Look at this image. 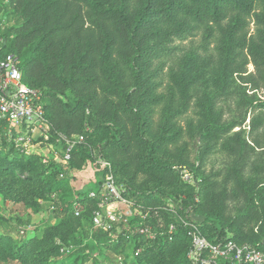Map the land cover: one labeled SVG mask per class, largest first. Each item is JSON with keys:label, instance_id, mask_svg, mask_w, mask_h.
I'll list each match as a JSON object with an SVG mask.
<instances>
[{"label": "trees", "instance_id": "obj_1", "mask_svg": "<svg viewBox=\"0 0 264 264\" xmlns=\"http://www.w3.org/2000/svg\"><path fill=\"white\" fill-rule=\"evenodd\" d=\"M0 14L3 49L17 54L23 82L43 93L47 142L61 151L60 136H83L66 165L19 154L0 136V175L25 184L26 206L39 212L37 200H47L48 219L59 218L41 237L19 241L13 235L23 223L0 215V259L87 264L100 254L115 264L128 243L123 264H193L188 228L177 224L172 241L147 236L160 196L201 216L211 243L264 251V0H0ZM196 36V49L176 44ZM192 134L202 156L228 159L222 172L205 176L187 163L182 140ZM98 160L149 211L140 227L92 229L98 199L88 193L102 173L75 192L69 183L74 170L88 161L95 171ZM176 166L199 174L198 190L180 181ZM75 228L77 240L62 236Z\"/></svg>", "mask_w": 264, "mask_h": 264}, {"label": "built area", "instance_id": "obj_2", "mask_svg": "<svg viewBox=\"0 0 264 264\" xmlns=\"http://www.w3.org/2000/svg\"><path fill=\"white\" fill-rule=\"evenodd\" d=\"M5 22H0V31ZM43 93L38 88L25 84L19 66V58L14 52L3 49V39L0 37V136L10 142L19 153L29 155L40 154L43 162L55 161L66 165L70 159V153L83 140L82 135L65 138L60 136L63 142L61 151L48 143L49 124L45 116L43 105ZM61 152V154H59ZM96 171H100L101 184L97 191H90L88 197L97 198L98 204L92 211V229L106 232L118 223L127 221V217L134 213L136 206L124 195V190L119 187L111 171V165L104 160L96 162ZM185 181L192 179L189 169L181 166L173 167ZM79 199H75L72 209L74 216H79L82 206ZM123 208H126L123 210ZM181 224L188 228L190 246L187 256L193 264H264V251H261L248 243L238 244L233 240L219 243H211L202 235L198 226L189 221L182 220ZM138 224L136 227H140ZM137 229V228H136ZM150 229V228H149ZM147 230V229H146ZM144 228L136 230L142 233ZM176 231V225L170 224L168 239ZM21 230L20 233H23ZM150 239L162 237V233L147 230ZM63 251V248L60 249ZM139 252V249L135 252ZM115 264H123V258L117 257Z\"/></svg>", "mask_w": 264, "mask_h": 264}, {"label": "rangeland", "instance_id": "obj_3", "mask_svg": "<svg viewBox=\"0 0 264 264\" xmlns=\"http://www.w3.org/2000/svg\"><path fill=\"white\" fill-rule=\"evenodd\" d=\"M176 44L179 45L181 49L190 51L200 47L202 42L200 37L196 36L182 41H177ZM167 62L170 61L167 60ZM248 70H252L251 65L248 66ZM182 141L185 142L182 147L185 153L188 154L187 163L193 164L194 168L199 166L200 171L203 172L205 176L216 172H222L226 167L228 159L221 153L217 152L208 154L207 156H202L201 143L197 134L184 136ZM189 171L192 174V179L190 181H185L179 177L180 181L185 185L194 186L195 189L198 190L200 187L201 177L194 171L190 169ZM98 173H100V171H98ZM96 174L97 171H94L88 161H86L80 169L73 171V178H71L69 183L72 187L71 190L75 192L78 188L89 183ZM25 175L26 173H22L19 174V177L22 178L25 177ZM30 195L31 194L28 193V189L25 187V184L21 183L17 179L8 180L4 178V176L0 175V215L5 219L10 220L12 224H15L17 221L23 223L19 227V234L13 235L19 241L35 236L41 237L43 235L42 231L46 226L56 225L59 222L58 217H51L48 219L51 212L50 202L47 200H37V203L41 206V211L39 212H35L32 207L26 206L25 201L30 198ZM128 198L134 203L136 210H134L132 215L127 217V221L125 223L120 222L117 225H122V227L128 228L131 225L136 227L138 224H144L150 214L149 211H141L140 206L143 204L140 203V205H136L133 197ZM160 199L162 204L157 206L160 213L158 210H155L152 216L155 219L154 231L163 234L160 238L172 241V237L170 239L166 237V235H168L169 225L175 224L177 226V224H181L182 220L186 219L195 223L200 229V224L203 218L190 212V207L183 209L179 203L180 201H175L171 196H160ZM194 201L198 202L199 197H196ZM125 209L126 208H123V210ZM182 227L186 228L183 225ZM21 230H24V232L20 233ZM254 230H256V228H254ZM61 233L64 238L71 237L77 240L80 237L78 228H75L73 231L72 229L63 230ZM69 240L71 239L69 238ZM54 241L56 242V239H54ZM128 250L129 244L124 243L123 247L118 250L121 252L119 254H114V263H116L117 257L121 256L123 258L124 253ZM60 252L62 251L60 250ZM0 264H18V262L6 258L0 259ZM87 264H104V262L102 256L99 254L95 255L94 258Z\"/></svg>", "mask_w": 264, "mask_h": 264}]
</instances>
